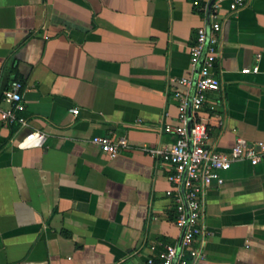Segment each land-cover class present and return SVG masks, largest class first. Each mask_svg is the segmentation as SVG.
<instances>
[{"label": "crops", "instance_id": "0c3cea01", "mask_svg": "<svg viewBox=\"0 0 264 264\" xmlns=\"http://www.w3.org/2000/svg\"><path fill=\"white\" fill-rule=\"evenodd\" d=\"M227 5L221 90L200 112L218 152L264 142V0ZM204 24L186 0H0V96L19 80L27 123L0 121V264H144L178 241L169 167L143 148L174 140L163 127L178 123L175 80ZM32 131L43 146L19 149ZM103 136L127 145L111 159L92 143ZM221 177L207 191L213 235L198 264H264V161Z\"/></svg>", "mask_w": 264, "mask_h": 264}, {"label": "built area", "instance_id": "2783aa9c", "mask_svg": "<svg viewBox=\"0 0 264 264\" xmlns=\"http://www.w3.org/2000/svg\"><path fill=\"white\" fill-rule=\"evenodd\" d=\"M192 8L202 14L205 24L197 28L194 43L188 48L189 66L186 76L176 81L178 88L173 98L177 102L176 125H164L163 132L174 136L171 144L162 148H143L151 157L159 159L169 167L167 181L170 185L165 196L174 206V226L180 237L174 244L163 245L151 254L144 264H198L203 260L204 244L212 236L205 225L206 195L215 184L224 183L221 172L230 169L234 162L248 161L256 166L264 161V142L249 143L238 139L227 152H218L208 142V123L200 114L208 92H219L221 83L213 70L219 58V40L222 30L220 11L225 1L230 14L243 8L249 0H186ZM260 55H257L258 60ZM243 74H258L259 67L244 68ZM264 73V72H263ZM5 105V108H2ZM25 105L22 83L12 80L0 96V121L6 127L26 126L22 117ZM73 115L78 110H71ZM46 135L40 131L28 133L18 144L19 149L40 148ZM92 143L100 147L111 159L118 155L125 139L111 136L93 137ZM153 250V249H152Z\"/></svg>", "mask_w": 264, "mask_h": 264}]
</instances>
